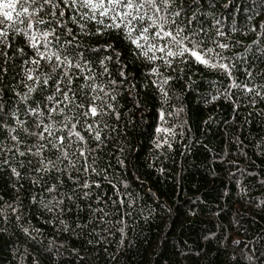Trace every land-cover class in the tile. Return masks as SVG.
Masks as SVG:
<instances>
[{"label":"trees","instance_id":"16d2710c","mask_svg":"<svg viewBox=\"0 0 264 264\" xmlns=\"http://www.w3.org/2000/svg\"><path fill=\"white\" fill-rule=\"evenodd\" d=\"M199 22L207 47L231 64L233 79L192 60L165 85L166 103L146 76L151 65L116 33L83 41L98 49L114 44L134 77L121 84L113 56L116 85H107V75L100 78L106 90L117 89L119 114L106 117L107 126L94 125L105 137L93 153L99 174L91 179L100 186L80 199L84 190L69 179L73 170L54 193L63 211L49 213L41 204L51 199L47 177L33 186L27 165L18 169L19 180L0 166V209L10 215V221L0 219L7 229L0 234V264H264V0H203ZM212 39L230 47L219 49ZM94 59L99 72V56ZM161 111L171 115L162 121ZM158 126L172 134H158ZM164 139L171 147L157 149ZM73 188L72 201L64 199ZM23 228L31 231L25 235Z\"/></svg>","mask_w":264,"mask_h":264},{"label":"snow or ice","instance_id":"6c2138e0","mask_svg":"<svg viewBox=\"0 0 264 264\" xmlns=\"http://www.w3.org/2000/svg\"><path fill=\"white\" fill-rule=\"evenodd\" d=\"M202 11L203 0H180L178 6L177 0H0V154L4 157L0 166L10 170V178L19 180L20 170L27 165L35 173L33 186L47 177L51 186L45 184L44 191L51 199L41 204L49 213L63 211V201L54 193L73 170L76 175H69V179L84 190L80 199L88 197L93 184L100 186L91 179L99 174L93 153L105 144L101 130L94 125L103 122L107 126L105 118L112 115L119 118L117 89L106 90L100 78L107 75V85H116L109 68L113 56L121 84L134 77L121 63L122 52L114 44H101L98 49L83 41L116 33L131 46L133 56L151 65L146 76L166 103L169 94L165 85L192 60L233 79L231 64L207 47L209 41L199 22ZM215 36L222 38L224 32L217 28ZM211 43L219 49L230 47L217 39ZM97 56L99 72L94 67ZM236 86L233 83L230 87ZM5 93L11 98L6 100ZM222 95L227 97V90ZM255 95L262 96L259 91ZM166 115L171 113L161 111L162 121ZM156 132L172 134L171 128L159 126ZM91 141L95 147L90 146ZM163 146L171 144L167 139L155 144L157 149ZM261 147L264 149V145ZM89 157L91 164L87 163ZM82 175L85 179L80 183ZM71 191L73 195L64 199L72 201L76 189ZM19 206L11 209L12 215ZM5 218L10 221V215L0 209V219ZM16 221H21L20 215H16ZM59 224L68 229L65 220H59ZM22 230L25 235L31 231ZM6 232V227L0 226V234Z\"/></svg>","mask_w":264,"mask_h":264}]
</instances>
